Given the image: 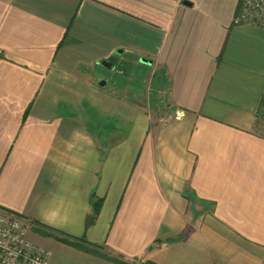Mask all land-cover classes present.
I'll list each match as a JSON object with an SVG mask.
<instances>
[{"label": "crops", "instance_id": "0c3cea01", "mask_svg": "<svg viewBox=\"0 0 264 264\" xmlns=\"http://www.w3.org/2000/svg\"><path fill=\"white\" fill-rule=\"evenodd\" d=\"M241 3L0 0V210L50 264H264V29ZM144 68L165 127L124 76Z\"/></svg>", "mask_w": 264, "mask_h": 264}, {"label": "built area", "instance_id": "2783aa9c", "mask_svg": "<svg viewBox=\"0 0 264 264\" xmlns=\"http://www.w3.org/2000/svg\"><path fill=\"white\" fill-rule=\"evenodd\" d=\"M235 23L264 29V0H243ZM30 228V221L0 210V264H50V252L29 241Z\"/></svg>", "mask_w": 264, "mask_h": 264}, {"label": "rangeland", "instance_id": "374dc122", "mask_svg": "<svg viewBox=\"0 0 264 264\" xmlns=\"http://www.w3.org/2000/svg\"><path fill=\"white\" fill-rule=\"evenodd\" d=\"M242 3L240 5L239 11L242 9ZM238 15V14H237ZM235 23V22H234ZM235 25H237L235 23ZM239 26V25H237ZM140 69L138 73L132 77L133 70H130V73H124V76L131 78V80L137 82L134 84L136 86V92L143 96L145 100H147L145 103L150 104V112L153 114V124L160 125L161 127H165L166 125H169L170 123L174 122L178 118V114L174 109L173 103L170 100V96L168 93V90L166 91V88L162 84L160 76L158 74L152 75L149 74L147 70ZM105 74L108 75V79L111 77H114L116 75V71H103ZM117 79H114V84L117 82H120V76L117 74ZM123 78V77H122ZM104 78L103 80H105ZM126 78H123V81L125 83L129 84V86L132 84L131 80L130 82ZM106 82V81H104ZM163 85V87H162ZM264 100V99H263ZM257 124L259 131H262V136H264V102H262L260 107V112L257 116ZM140 264H154L152 262H146V263H140Z\"/></svg>", "mask_w": 264, "mask_h": 264}, {"label": "trees", "instance_id": "16d2710c", "mask_svg": "<svg viewBox=\"0 0 264 264\" xmlns=\"http://www.w3.org/2000/svg\"><path fill=\"white\" fill-rule=\"evenodd\" d=\"M239 13V12H238ZM99 206L98 205H96L95 206V211H94V214H93V216L89 219V223H92L93 222V220L95 219V217L98 215V213H99ZM117 261V260H116ZM119 264H125V263H123V262H120V261H117Z\"/></svg>", "mask_w": 264, "mask_h": 264}, {"label": "water", "instance_id": "95a60500", "mask_svg": "<svg viewBox=\"0 0 264 264\" xmlns=\"http://www.w3.org/2000/svg\"><path fill=\"white\" fill-rule=\"evenodd\" d=\"M102 66L105 67V68H109V67H110V64L107 63V62H104V63H102ZM110 68H111V67H110Z\"/></svg>", "mask_w": 264, "mask_h": 264}]
</instances>
